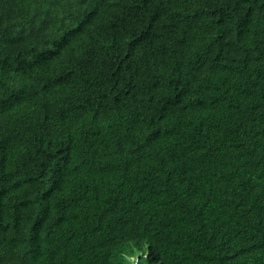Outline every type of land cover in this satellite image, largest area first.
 <instances>
[{"label": "trees", "instance_id": "1", "mask_svg": "<svg viewBox=\"0 0 264 264\" xmlns=\"http://www.w3.org/2000/svg\"><path fill=\"white\" fill-rule=\"evenodd\" d=\"M134 257L264 264V0H0V264Z\"/></svg>", "mask_w": 264, "mask_h": 264}, {"label": "rangeland", "instance_id": "2", "mask_svg": "<svg viewBox=\"0 0 264 264\" xmlns=\"http://www.w3.org/2000/svg\"><path fill=\"white\" fill-rule=\"evenodd\" d=\"M139 256H140V255H139ZM139 256H138V257H139ZM138 257H137V258H138ZM135 259H136L135 257L132 259V261H133L132 263H133V264L135 263V262H134V261H135Z\"/></svg>", "mask_w": 264, "mask_h": 264}]
</instances>
